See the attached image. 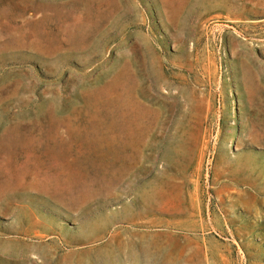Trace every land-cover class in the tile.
<instances>
[{"label": "rangeland", "instance_id": "rangeland-1", "mask_svg": "<svg viewBox=\"0 0 264 264\" xmlns=\"http://www.w3.org/2000/svg\"><path fill=\"white\" fill-rule=\"evenodd\" d=\"M0 172V264H264V0H0Z\"/></svg>", "mask_w": 264, "mask_h": 264}, {"label": "bare ground", "instance_id": "bare-ground-1", "mask_svg": "<svg viewBox=\"0 0 264 264\" xmlns=\"http://www.w3.org/2000/svg\"><path fill=\"white\" fill-rule=\"evenodd\" d=\"M65 1V0H64ZM22 14L23 13H18V14H15V15H11V18H13V19H15L17 22H21L24 18H22ZM3 17V16H2ZM22 18V19H21ZM15 21V22H16ZM86 50V49H85ZM130 108L132 109L131 111L132 112H135L134 113V115H132L133 116V118H135L136 120H137V124H138V126L137 127H132L129 131L131 132V133H129V135L133 138L136 134H135V132H137L138 130L140 131V129H141V127L142 126H145L146 125V123H147V120H144L143 122H142V118L144 117V115L147 113V111H146V109L148 108V105L147 104H145V103H143V102H141V101H138V99L135 101V102H133V100H132V103H131V105H130ZM157 110V109H156ZM149 111V110H148ZM153 117V116H152ZM148 126V125H147ZM66 137H68V136H65V135H58V136H54V140H60L59 142H61V141H64V138H66ZM69 138V137H68ZM120 137L118 136V137H113V140H118ZM131 141H132V139H131ZM9 173V172H8ZM12 177V175L11 174H6V175H4V174H2L1 172H0V201H2V200H5L6 201V203H7V198H9V200H19V199H21L22 200V198H23V196L25 195V192L23 193V191H21L19 188H14V187H11V188H4L3 186H4V183H6V181L5 182H3L4 180L3 179H8L9 181L12 179L11 178ZM59 178V180H61L62 181V184L63 185H65V186H67L68 185V183H66L65 181H69V179L67 178V179H63L62 178V176H52V175H48V176H46L45 177V182H50V183H53V184H55L56 183V180ZM35 179V178H34ZM129 180V179H128ZM130 184V183H129ZM53 186V185H52ZM52 186H51V191L53 192H55V194H60L57 190H58V188H57V186H54L53 188H52ZM58 186H59V184H58ZM56 188H57V190H56ZM70 189H71V187L70 186H67V188H61L60 190H61V192L62 193H64V194H66V195H69V194H71V191H70ZM28 193V192H27ZM47 196H49V195H47ZM4 201V202H5ZM10 202V201H9Z\"/></svg>", "mask_w": 264, "mask_h": 264}]
</instances>
